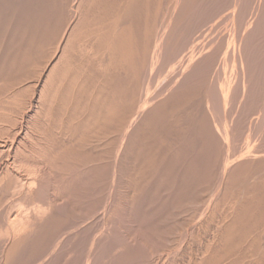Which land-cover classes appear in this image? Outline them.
I'll return each mask as SVG.
<instances>
[{"label":"rangeland","instance_id":"374dc122","mask_svg":"<svg viewBox=\"0 0 264 264\" xmlns=\"http://www.w3.org/2000/svg\"><path fill=\"white\" fill-rule=\"evenodd\" d=\"M0 71V264H264V0H0Z\"/></svg>","mask_w":264,"mask_h":264},{"label":"bare ground","instance_id":"6f19581e","mask_svg":"<svg viewBox=\"0 0 264 264\" xmlns=\"http://www.w3.org/2000/svg\"><path fill=\"white\" fill-rule=\"evenodd\" d=\"M122 3V2H121ZM164 3V2H163ZM167 3V2H166ZM111 6V5H110ZM165 6V5H164ZM170 6V5H169ZM240 6V5H239ZM85 7V6H84ZM192 7V6H191ZM243 7V6H242ZM162 8V7H161ZM254 8V7H253ZM149 11V10H148ZM252 11V10H251ZM117 13V12H116ZM256 13V12H255ZM107 14V13H106ZM124 14V13H123ZM146 14V13H145ZM52 15V14H51ZM118 16V15H117ZM240 16V15H239ZM113 17V16H112ZM203 17V16H202ZM169 18V17H168ZM79 19V18H78ZM164 19V18H163ZM94 20V19H93ZM233 20V19H232ZM138 21V20H137ZM43 22V21H42ZM96 22H98V21H96ZM240 22V21H239ZM167 24V23H166ZM32 25V24H31ZM108 27V26H107ZM110 29V28H109ZM119 29V28H118ZM62 31V30H61ZM80 32V31H79ZM37 33V32H36ZM70 33V32H69ZM72 34V33H71ZM74 35V34H73ZM113 35V34H112ZM3 37V36H2ZM136 37V36H135ZM147 37V36H146ZM179 37V36H178ZM67 38V37H66ZM68 39V38H67ZM69 39H70V37H69ZM75 40V39H74ZM77 40V39H76ZM235 40V39H234ZM69 41V40H68ZM68 41H66V42H68ZM83 41V40H82ZM85 41V40H84ZM139 42V41H138ZM218 43V42H217ZM232 43V42H231ZM65 44V43H64ZM70 44V43H69ZM151 44V43H150ZM66 45V44H65ZM80 45V44H79ZM64 46V45H63ZM152 46V45H151ZM158 46V45H157ZM196 46V45H195ZM128 47V46H127ZM64 48V47H63ZM75 48V47H74ZM240 48V47H239ZM147 49V48H146ZM63 50H65V48L63 49ZM79 50V49H78ZM70 51V50H69ZM85 51V50H84ZM108 51V50H107ZM106 51V52H107ZM129 51V50H128ZM31 52V51H30ZM227 52V51H226ZM74 53V52H73ZM87 53V52H86ZM90 53V52H89ZM129 53H131V52H129ZM62 54V53H61ZM136 54V53H135ZM68 55V54H67ZM131 55V54H130ZM62 56V55H61ZM61 56H58L55 60H54V62L52 63V65H50V69H49V71H48V73H47V75L45 76V80H44V84H43V86L41 87V89H40V91H39V95H42L44 92V86H45V84L47 85V83H48V81H50V74H52L51 72H53V71H55L54 69H55V66L57 65L58 66V64H57V62L60 60V57ZM65 56V55H64ZM152 56V55H151ZM222 57V56H221ZM62 58V57H61ZM123 58V57H122ZM157 58V57H156ZM63 59V58H62ZM60 62V61H59ZM234 62V61H233ZM65 64V63H64ZM77 64V63H76ZM46 65V64H45ZM117 65V64H116ZM246 65V64H245ZM69 66V65H68ZM23 67V66H22ZM40 67V66H39ZM232 67V66H231ZM70 69H71V67H70ZM216 69V68H215ZM228 69V68H227ZM44 70V69H43ZM67 70V69H66ZM243 70V69H242ZM219 71V70H218ZM1 72V71H0ZM80 72V71H79ZM40 73H42V72H40ZM210 73V72H209ZM27 75V74H26ZM25 75V76H26ZM13 77V76H12ZM207 77V76H206ZM38 78V77H37ZM115 78V77H114ZM236 78V77H235ZM246 78V77H245ZM66 79V78H65ZM240 79V78H239ZM18 80H20V79H18ZM24 80V79H23ZM36 81H38V80H36ZM212 81V80H211ZM51 83V82H50ZM86 83V82H85ZM59 84V83H58ZM63 84V83H62ZM224 84V83H223ZM9 85V84H8ZM21 85V84H20ZM85 85V84H84ZM211 85V84H210ZM231 85V84H230ZM10 86V85H9ZM32 86V85H31ZM232 86V85H231ZM82 87H83V85H82ZM89 87V86H88ZM91 87V86H90ZM63 88V87H62ZM142 88V87H141ZM55 89V88H54ZM223 89V88H222ZM235 89V88H234ZM70 90V89H69ZM92 90V89H91ZM90 90V91H91ZM74 91V90H73ZM77 91V90H76ZM81 91V90H80ZM223 91V90H222ZM57 92V91H56ZM139 92V91H138ZM32 93V92H31ZM142 93V92H141ZM230 93V92H229ZM89 94H90V92H89ZM224 94L225 93H223L222 95L224 96ZM22 95V94H21ZM52 96V95H51ZM21 97V96H20ZM45 97V96H44ZM55 97V96H54ZM205 97H207V96H205ZM14 98V97H13ZM16 98V97H15ZM73 98V97H72ZM211 98V97H210ZM2 99V98H1ZM19 99V98H18ZM83 99V98H82ZM242 99V98H241ZM39 100V99H38ZM58 100V99H57ZM94 100V99H93ZM17 101V100H16ZM212 101V100H211ZM224 101V100H223ZM16 104V103H15ZM46 104V103H45ZM70 104V103H69ZM123 104V103H122ZM79 105V104H78ZM16 107V106H15ZM11 108V107H10ZM139 108V107H138ZM212 108V107H211ZM7 109V108H6ZM17 109V108H16ZM50 110V109H49ZM264 110V109H263ZM136 111V110H135ZM25 112V111H24ZM137 112V111H136ZM38 114V113H37ZM135 114V113H134ZM232 114V113H231ZM36 115V114H35ZM118 116V115H117ZM7 117V116H6ZM119 117V116H118ZM5 118V117H4ZM17 120V119H16ZM107 120V119H106ZM172 120V119H171ZM22 121V120H21ZM63 121V120H62ZM174 121V120H173ZM8 122V121H7ZM12 122H13V120H12ZM121 122V121H120ZM129 123V122H128ZM58 128V127H57ZM8 129V128H7ZM218 129V128H217ZM6 130V129H5ZM11 130V129H10ZM133 131V130H132ZM181 131V130H180ZM257 131V130H256ZM10 132V131H9ZM14 132V131H13ZM225 132V131H224ZM236 132V131H235ZM16 133V132H15ZM123 133V132H122ZM205 133V132H204ZM8 134V133H7ZM183 134V133H182ZM220 134V133H219ZM229 134V133H228ZM227 134V135H228ZM263 134V133H262ZM56 135V134H55ZM112 135V134H111ZM221 135V134H220ZM10 136V135H9ZM98 136V135H97ZM223 136V135H222ZM221 136V137H222ZM229 136V135H228ZM224 137V136H223ZM231 138V137H230ZM46 139V138H45ZM222 139V138H221ZM229 139V138H228ZM246 139V138H245ZM243 140V139H242ZM33 141V140H32ZM5 143V142H4ZM12 143V142H11ZM21 143H23L22 141H21ZM250 143V142H249ZM23 144H25V143H23ZM22 144V145H23ZM115 144V143H114ZM2 145H4L3 143H2ZM26 145V144H25ZM63 146V145H62ZM244 146V145H243ZM23 146H21V144L19 145V147H18V150H16L17 152V154H19L20 153V151H22L21 150V148H22ZM221 147V146H220ZM88 148V147H87ZM106 148V147H105ZM187 148V147H186ZM262 148V147H261ZM23 149V148H22ZM26 149H28V148H26ZM40 149V148H39ZM242 149V148H241ZM41 150V149H40ZM223 150V149H222ZM4 147H2V146H0V154H2V153H4ZM38 151V150H37ZM229 151V150H228ZM253 151V150H252ZM254 151H256V150H254ZM15 153V154H16ZM36 153V152H35ZM197 153V152H196ZM23 155V154H22ZM94 155V154H93ZM16 156H18V155H16ZM20 156V155H19ZM62 156V155H61ZM213 156V155H212ZM224 156V155H223ZM95 157V156H94ZM23 158V157H22ZM27 158V157H26ZM36 158V157H35ZM112 158V157H111ZM188 158V157H187ZM259 158H260V156H259ZM6 159V158H5ZM19 159V158H18ZM31 159V158H30ZM49 159V158H48ZM80 159V158H79ZM213 159V158H212ZM92 160V159H91ZM14 161V160H13ZM13 161H11V162H13ZM222 161H223V159H222ZM23 162L25 163V161L23 160ZM29 162V161H28ZM27 162V163H28ZM45 162V161H44ZM174 162V161H173ZM38 163V162H37ZM59 163V162H58ZM21 164V163H20ZM32 164V163H31ZM54 164V163H53ZM24 166H25V164H23ZM33 165V164H32ZM90 165V164H89ZM27 166V165H26ZM34 166V165H33ZM188 166V165H187ZM29 167H31V166H29ZM64 167V166H63ZM11 168H12V166H11ZM28 168V167H27ZM66 168V167H65ZM188 168V167H187ZM232 168V167H231ZM60 169V168H59ZM67 169V168H66ZM103 169V168H102ZM113 170V169H112ZM32 171V170H31ZM37 171V170H36ZM94 171V170H93ZM115 171V170H114ZM11 172V171H10ZM70 172H72V171H70ZM5 173V172H4ZM29 173V172H28ZM27 173V174H28ZM32 174H33V172H31ZM35 173V172H34ZM92 173V172H91ZM99 173V172H98ZM9 174V173H8ZM38 174V173H37ZM105 175H106V173H105ZM16 176V175H15ZM40 176V175H39ZM93 177V176H92ZM12 179V178H11ZM19 180H20V178H19ZM173 180V179H172ZM36 181V180H35ZM34 181V182H35ZM39 181V180H38ZM37 181V182H38ZM112 181V180H111ZM165 181V180H164ZM188 181V180H187ZM13 182V181H12ZM16 182V181H15ZM19 182V181H18ZM29 182V181H28ZM27 182V183H28ZM68 182V181H67ZM87 182V181H86ZM30 183V182H29ZM191 183V182H190ZM22 184H23V182H22ZM33 185H34V183H32ZM40 184V183H39ZM86 184V183H85ZM30 185V184H29ZM32 185V186H33ZM207 185V184H206ZM35 186V185H34ZM83 186H85V185H83ZM168 186V185H167ZM18 187V186H17ZM29 188H31V187H29ZM20 189V188H19ZM39 189V188H38ZM49 189V188H48ZM70 189V188H69ZM12 190H14V189H12ZM28 190V189H27ZM203 190V189H202ZM115 191V190H114ZM26 192H28V191H26ZM18 193H20V192H18ZM78 193V192H77ZM14 194L15 193H13V196H14ZM17 194V193H16ZM15 194V195H16ZM52 194V193H51ZM213 194V193H212ZM31 195H32V192H31ZM31 195H30V197H31ZM252 195V194H251ZM34 196V195H33ZM18 197V196H17ZM27 197V196H26ZM81 197V196H80ZM10 198V197H9ZM38 198V197H37ZM29 199V198H28ZM79 200V199H78ZM209 200V199H208ZM10 201V200H9ZM248 201V200H247ZM194 202V201H193ZM204 202V201H203ZM4 203V202H3ZM5 203H6V201H5ZM14 203H15V201H14ZM240 203V202H239ZM193 205V204H192ZM193 207V206H192ZM238 208V207H237ZM203 209V208H202ZM9 211V210H8ZM241 212V211H240ZM195 213V212H194ZM2 214V213H1ZM45 214V213H44ZM42 215V214H41ZM40 216V215H39ZM9 217V216H8ZM16 217V216H15ZM15 217H14V219H15ZM184 217V216H183ZM245 217V216H244ZM225 219V218H224ZM8 220V219H7ZM6 220V221H7ZM11 220H12V218H11ZM21 220H22V218H21ZM21 220H18V221H21ZM17 221V220H16ZM226 221V220H225ZM185 222V221H184ZM13 223V222H12ZM14 224V223H13ZM18 224V223H17ZM184 224V223H183ZM182 224V225H183ZM75 225V224H74ZM217 225V224H216ZM219 227V226H218ZM1 228V227H0ZM5 228V227H4ZM231 228V227H230ZM13 230V229H12ZM22 232V231H21ZM231 232H232V230H231ZM246 233V232H245ZM250 234V233H249ZM8 235V234H7ZM6 237V236H5ZM19 238V237H18ZM1 245V244H0ZM168 245V244H167ZM178 247V246H177ZM236 249V248H235ZM163 252V251H162ZM249 255V254H248ZM153 256V255H152ZM167 256V255H166ZM153 258V257H152ZM226 258V257H225ZM228 262V261H227ZM150 264V263H149ZM223 264V263H222ZM225 264V263H224ZM228 264V263H227Z\"/></svg>","mask_w":264,"mask_h":264}]
</instances>
